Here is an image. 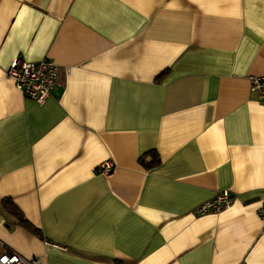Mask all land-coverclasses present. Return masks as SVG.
<instances>
[{"label": "crops", "instance_id": "1", "mask_svg": "<svg viewBox=\"0 0 264 264\" xmlns=\"http://www.w3.org/2000/svg\"><path fill=\"white\" fill-rule=\"evenodd\" d=\"M17 58L58 65L45 104L7 77ZM252 77H264V0H0V252L264 264ZM154 153L161 163L147 168ZM224 191L229 209L195 214Z\"/></svg>", "mask_w": 264, "mask_h": 264}, {"label": "built area", "instance_id": "2", "mask_svg": "<svg viewBox=\"0 0 264 264\" xmlns=\"http://www.w3.org/2000/svg\"><path fill=\"white\" fill-rule=\"evenodd\" d=\"M7 77L12 80L17 89L27 99L43 105L51 96V90L60 79V70L51 60L41 62H26L17 58L7 71ZM251 91L264 103V77L251 78ZM114 169L111 162L101 164L98 171L108 175ZM233 204L232 196L228 191L219 193L213 200L201 204L195 211L199 217L219 214L229 209ZM258 216L264 223V204L258 210ZM0 264H42L41 258L27 260L14 252H0Z\"/></svg>", "mask_w": 264, "mask_h": 264}, {"label": "trees", "instance_id": "3", "mask_svg": "<svg viewBox=\"0 0 264 264\" xmlns=\"http://www.w3.org/2000/svg\"><path fill=\"white\" fill-rule=\"evenodd\" d=\"M152 155L153 156L151 163L147 165L143 163L144 165H146L147 168L157 167L161 163L158 156L155 153ZM3 207L8 213L12 214L19 220V224L22 227H24L26 230L37 236H41V232L37 228H35L30 222H28L23 218L21 211L15 204H13V202L6 200L3 202Z\"/></svg>", "mask_w": 264, "mask_h": 264}]
</instances>
